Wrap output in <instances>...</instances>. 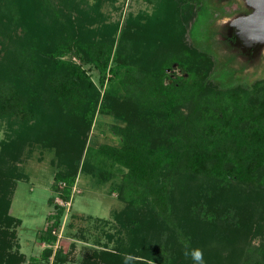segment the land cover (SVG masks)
<instances>
[{
    "label": "rangeland",
    "instance_id": "obj_1",
    "mask_svg": "<svg viewBox=\"0 0 264 264\" xmlns=\"http://www.w3.org/2000/svg\"><path fill=\"white\" fill-rule=\"evenodd\" d=\"M31 1H26L23 10H27L21 14L28 25L39 9L30 7ZM52 1L61 12L59 17L45 15L47 24L54 33L71 38L63 59L80 65L100 96L89 126L61 108L56 114L45 109L43 118L40 111L44 108H40V118L48 131L36 134L35 142L32 133L41 127L40 123L0 120V167L7 161L20 173V177L13 178L7 212L11 221L0 239V264H200L194 258L197 250L203 264L264 261V171L253 174V181L243 182L216 180L203 174L185 176L180 168L169 173L166 184L176 228L162 222L145 202L131 204L130 188L123 182L126 170L100 155L98 149L119 142L112 127L128 126L141 129L153 149L167 146L164 123L148 116L145 109L134 116V104L128 100L116 99L112 114L101 113L105 86L100 87L97 71L75 53V41L105 39L113 26L125 33L127 42L136 41L138 32H145L140 43L136 41L135 46L123 50L119 60L145 71L154 64L143 55L157 56L155 44L161 50L173 51L164 71V84L187 80L192 75L194 83H204L205 94L200 98L207 103L202 104V112L212 116L210 101L218 100L207 93L240 86L253 98L264 86V36L254 37L244 24L257 8L249 0H169L173 5L169 11L160 7V0H64L63 6L59 0ZM164 23L167 38L162 42L158 28ZM23 26L17 27V35L25 36V42L33 40V53L38 62L43 60L38 66L50 73L48 46L41 45L37 32H24ZM173 38H179L180 43ZM2 48L0 38V56ZM190 57L194 62H188ZM190 108L187 105L178 111L186 114ZM54 118L68 129L74 124L79 128L76 137L82 147L77 153L61 144L59 139L65 134L60 131L58 136L56 129H50L49 122ZM171 132L167 128V135ZM68 161L76 167V179L70 200L64 204L56 190L63 185H54V175L65 170L60 163ZM59 206L65 207L60 223L47 232L52 224L48 217ZM46 234L52 243L41 240Z\"/></svg>",
    "mask_w": 264,
    "mask_h": 264
},
{
    "label": "trees",
    "instance_id": "obj_2",
    "mask_svg": "<svg viewBox=\"0 0 264 264\" xmlns=\"http://www.w3.org/2000/svg\"><path fill=\"white\" fill-rule=\"evenodd\" d=\"M26 1L0 0V38L3 43V53L0 56V120L15 124L40 123L41 127L32 133V141L35 142L36 134L42 135L48 131L42 122L47 111L56 114L57 109L67 110L80 118L83 125L89 126L100 94L80 65L63 59L69 51L67 47L71 38L62 33H54L45 16L52 14L59 17L61 11L52 0H32L30 7L34 6L36 9L37 6L39 9H36L37 12L28 25L21 16L27 10H23L26 8ZM64 2L59 0V5L63 6ZM171 6L173 7L169 0H160L161 8L169 11ZM20 24L24 25V32H37L41 45L48 46L46 57L52 63L50 73L38 66L43 60L38 62L34 55L33 40L29 38L25 42V36L17 35L16 29ZM165 26L166 23L158 28L162 42L167 38ZM109 31V36L105 39L102 37L95 41H75V53L97 71L100 87L105 86L100 112L112 114V107H117L116 99L132 101L134 116L141 115L143 109L147 110L148 116L164 123L162 128L166 133L163 140L167 142V146L159 145L153 149L149 138L141 129H132L130 126L112 127L119 142L115 146L102 145L98 149L100 155L126 170L123 182L130 188L131 204L140 205L145 202L156 210L162 222L176 228L172 200L166 184L169 173L180 168V174L185 176L198 177L203 174L216 180L243 182L253 181V174L264 171V86L261 93L253 98L246 88L240 86L216 89L213 92L215 94L207 93L209 98L216 96L218 101L215 98V103L210 101L214 114L206 116L202 112V104L207 102L200 98L201 94H205L204 83H194L195 79L190 75L187 80L164 84V71L172 61V54H175L173 51L169 52L165 48L161 50L155 44L154 50L159 52L157 56L154 53L143 55L149 61L152 60L154 65L151 69H154L145 70L146 72L138 70L119 59L123 50L135 46L136 41L140 43L145 32H138L136 41L127 42L125 33L118 31L116 26ZM86 39L90 37L86 35ZM175 40L177 44L180 43L179 38ZM188 62L194 60L190 57ZM187 105L191 106L188 113L178 111L179 107ZM40 108H44L40 111L43 118H40ZM62 124L63 122H58L55 118L49 122L50 129L58 131L57 135L60 131L65 134L59 139L63 147L77 153L82 147V142L76 137L79 128L74 124L68 129ZM167 128L172 129V134L167 135ZM18 138L23 144L22 135ZM60 165H65L66 169L55 173L54 185H63L62 189L56 190L65 204L70 200L76 179V167L70 161ZM17 177H20V173L14 167L8 166L7 161L3 162V167H0L1 240L6 231L5 227L11 221L7 212L13 178ZM186 200H189L188 195ZM48 203L52 204V200L49 199ZM64 212L65 207L59 206L56 213L48 217L52 224L48 225L47 232L59 225ZM181 236L183 237V233ZM41 240L53 242L49 234ZM181 240L185 244L184 237ZM215 257L219 263L222 262L218 253ZM9 261L6 259V262ZM254 264H264V261Z\"/></svg>",
    "mask_w": 264,
    "mask_h": 264
},
{
    "label": "water",
    "instance_id": "obj_3",
    "mask_svg": "<svg viewBox=\"0 0 264 264\" xmlns=\"http://www.w3.org/2000/svg\"><path fill=\"white\" fill-rule=\"evenodd\" d=\"M254 7L257 8V13L245 24V29L253 34L254 37L264 36V0H249Z\"/></svg>",
    "mask_w": 264,
    "mask_h": 264
},
{
    "label": "clouds",
    "instance_id": "obj_4",
    "mask_svg": "<svg viewBox=\"0 0 264 264\" xmlns=\"http://www.w3.org/2000/svg\"><path fill=\"white\" fill-rule=\"evenodd\" d=\"M189 255V253L188 252H185V256H188ZM194 258L197 260V261H200V264H203V261H202V254H201V252L199 251V250H197L196 252H195V256H194Z\"/></svg>",
    "mask_w": 264,
    "mask_h": 264
}]
</instances>
